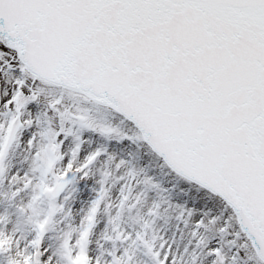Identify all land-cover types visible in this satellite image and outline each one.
<instances>
[{
	"label": "snow or ice",
	"instance_id": "6c2138e0",
	"mask_svg": "<svg viewBox=\"0 0 264 264\" xmlns=\"http://www.w3.org/2000/svg\"><path fill=\"white\" fill-rule=\"evenodd\" d=\"M21 142L30 165L13 172ZM126 145L170 183L113 150ZM97 173L75 242L65 232L53 249L45 237ZM5 181L9 202L31 192L16 204L31 235L0 211V264H134L138 251L148 264H264V0H0ZM101 212L112 247L93 256ZM169 213L174 228L158 230Z\"/></svg>",
	"mask_w": 264,
	"mask_h": 264
},
{
	"label": "bare ground",
	"instance_id": "6f19581e",
	"mask_svg": "<svg viewBox=\"0 0 264 264\" xmlns=\"http://www.w3.org/2000/svg\"><path fill=\"white\" fill-rule=\"evenodd\" d=\"M41 104L46 105L47 98L42 99ZM85 106L92 108L94 115H96L99 119L105 118L106 113L103 107L92 104H87ZM91 139L93 145H95L97 141L95 140V138ZM113 150L125 155L130 159H133L136 162L137 167H142L145 172L154 176L155 179L162 185H168L170 183L171 178L166 174L165 171L159 169L154 160H144L139 158V154L141 152L139 146L126 145L124 148H114ZM26 156L27 150L23 142H21L20 147L12 151L9 155L8 163L13 172L22 173L23 171L28 169L30 160H26ZM98 167H102V165ZM97 179H99L98 173L96 176L91 178L89 182L75 186L77 190L66 204V209H71V216L67 218L58 216L57 227H55L56 229L54 228L45 237V243L50 245L53 249L57 248V245L55 243L61 241L62 236L65 232L70 231L72 234V240L73 242H75L77 233L74 229L77 228L80 224L81 216L86 212L90 201L95 196V192L93 191V189L98 187V185L95 183V180ZM0 187H2L0 188V211L6 210L9 214L10 225H16L17 223H19L24 229L25 235L30 236L31 225L27 223L25 217L18 215L16 204L20 203L21 199L24 202L29 200L31 198V192L25 191L20 199H17L15 202H9L5 196V193L9 191L7 181H5V183ZM118 193V186H114L111 194L113 203H115L116 199H118ZM174 198L176 201H179L181 198L190 200V198H193V193L177 189L174 192ZM132 215H136V212H133ZM172 217H174V213H169L166 217L162 218L158 222V230L171 231V229L175 226V221ZM106 219L107 218L103 214V212H101V214L97 217V226L94 230L93 235L91 236L89 244V252L93 256H95L98 251V245H103L104 249H109L112 247L110 242H106L103 239L105 234ZM124 226H132V221L128 218L127 214L124 218ZM58 264H63V262L58 260ZM134 264H148V258L144 256L142 252L138 251L136 253Z\"/></svg>",
	"mask_w": 264,
	"mask_h": 264
},
{
	"label": "rangeland",
	"instance_id": "374dc122",
	"mask_svg": "<svg viewBox=\"0 0 264 264\" xmlns=\"http://www.w3.org/2000/svg\"><path fill=\"white\" fill-rule=\"evenodd\" d=\"M69 102H71V101H69ZM0 188H2V187H0ZM45 207H46V205H45ZM55 227H57V224L55 225ZM54 227V228H55ZM56 229V228H55ZM60 243H61V241H58V242H56L55 244L57 245V247L60 245Z\"/></svg>",
	"mask_w": 264,
	"mask_h": 264
}]
</instances>
